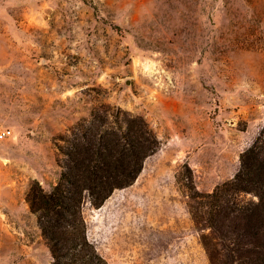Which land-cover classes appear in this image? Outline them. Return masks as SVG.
Returning a JSON list of instances; mask_svg holds the SVG:
<instances>
[{
    "label": "rangeland",
    "instance_id": "obj_1",
    "mask_svg": "<svg viewBox=\"0 0 264 264\" xmlns=\"http://www.w3.org/2000/svg\"><path fill=\"white\" fill-rule=\"evenodd\" d=\"M139 119L158 147L134 182L98 208L82 195L97 254L264 264V150L247 193L224 186L264 147V0H0V264H54L33 195L59 182L82 130L121 136Z\"/></svg>",
    "mask_w": 264,
    "mask_h": 264
},
{
    "label": "trees",
    "instance_id": "obj_2",
    "mask_svg": "<svg viewBox=\"0 0 264 264\" xmlns=\"http://www.w3.org/2000/svg\"><path fill=\"white\" fill-rule=\"evenodd\" d=\"M138 122L137 126H131L128 133L121 136L100 131L97 126L82 130L71 144L74 156L70 159L69 153L58 146L71 166L63 165L59 182L52 190L48 193L38 190L31 201L33 211L39 212V227L49 244L54 264H107L85 237V223L81 216L82 195L87 193L91 206L98 208L114 189L128 187L134 182L143 160L158 147L147 124L141 119ZM261 136H264V128ZM121 139L124 142H120ZM257 145L240 155L241 170L233 181L224 184L226 188L239 194L247 193L243 183L248 161L257 158L259 150H264ZM219 194L218 187L206 197L215 202ZM257 206L261 213L264 212V190L259 195ZM257 219H264V216L258 217L257 214ZM211 226L214 227V224ZM259 260L256 258L254 264ZM261 262L264 263V260Z\"/></svg>",
    "mask_w": 264,
    "mask_h": 264
},
{
    "label": "built area",
    "instance_id": "obj_3",
    "mask_svg": "<svg viewBox=\"0 0 264 264\" xmlns=\"http://www.w3.org/2000/svg\"><path fill=\"white\" fill-rule=\"evenodd\" d=\"M11 132L9 130H2L0 131V140H5L10 137Z\"/></svg>",
    "mask_w": 264,
    "mask_h": 264
},
{
    "label": "water",
    "instance_id": "obj_4",
    "mask_svg": "<svg viewBox=\"0 0 264 264\" xmlns=\"http://www.w3.org/2000/svg\"><path fill=\"white\" fill-rule=\"evenodd\" d=\"M128 84H129V81L126 80L125 83H124V85L127 86Z\"/></svg>",
    "mask_w": 264,
    "mask_h": 264
}]
</instances>
